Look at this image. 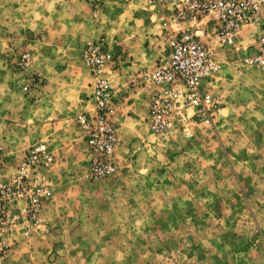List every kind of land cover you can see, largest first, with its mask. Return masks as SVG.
Wrapping results in <instances>:
<instances>
[{
    "label": "rangeland",
    "instance_id": "1",
    "mask_svg": "<svg viewBox=\"0 0 264 264\" xmlns=\"http://www.w3.org/2000/svg\"><path fill=\"white\" fill-rule=\"evenodd\" d=\"M111 5L149 12L153 47L163 48L157 58L144 57L135 74L116 71L122 58L114 35L129 24L116 22ZM91 21L105 34L93 35ZM260 34L264 13L242 27L236 46L219 47L212 39L215 108L189 107L187 120L155 131L149 111L158 87L147 75L165 56L168 37L154 1L0 0V156L4 160L10 142H25L27 149L39 141L55 155L51 201L40 221L17 224L0 264H264V63L245 67L234 57L242 47H256ZM99 41L112 49L114 61L94 72L81 54ZM99 78L116 93L119 123L104 175L92 168L77 122L79 113H95ZM126 88L138 94L141 108L120 105ZM40 92L42 126L33 104L19 116L20 99L40 98ZM77 93L90 95L79 110ZM52 106L61 117L48 118ZM40 128L41 134L31 131ZM15 170L0 168V180Z\"/></svg>",
    "mask_w": 264,
    "mask_h": 264
},
{
    "label": "built area",
    "instance_id": "2",
    "mask_svg": "<svg viewBox=\"0 0 264 264\" xmlns=\"http://www.w3.org/2000/svg\"><path fill=\"white\" fill-rule=\"evenodd\" d=\"M152 1L160 9L168 37V53L147 75L149 82L158 87L152 94L150 122L155 131H163L175 127L177 119L187 120L189 107L203 113L215 108L217 102L208 89L218 71L211 40H216L219 47L236 46L242 27L262 17L264 0ZM237 54L242 66L262 65L264 35L257 37L256 47H242ZM82 57L94 72H101L114 61L112 49L102 41L89 43ZM92 95L96 100L95 113H79L77 122L92 153V168L104 175L112 167V153L118 141L115 92L106 79L99 78ZM54 162L51 147L43 141L35 142L21 161L10 163L16 170L0 180V257L10 248L21 220L40 221L43 207L52 199L48 174ZM0 168H7L1 156Z\"/></svg>",
    "mask_w": 264,
    "mask_h": 264
},
{
    "label": "crops",
    "instance_id": "3",
    "mask_svg": "<svg viewBox=\"0 0 264 264\" xmlns=\"http://www.w3.org/2000/svg\"><path fill=\"white\" fill-rule=\"evenodd\" d=\"M113 7V10H115L116 14H114V17L116 19V22H118L119 20L123 22V20H125V22H127L129 24V26L126 23H123V25L117 29V35L115 34V40L117 42L118 49L120 50V57L122 58V60L119 62L120 65L117 66V72H124V74L126 72L128 73H137L139 70H142L143 67L145 66L143 64V58L144 57H149V58H157L158 57V53L157 50H161L160 52H162L163 48H157V47H153L154 44V36H152L150 34L151 32V27H152V22L150 21L149 17H150V13L142 10V9H132V7L130 8V6H123V7H118L120 5H111ZM159 8V7H158ZM112 10V11H113ZM110 9L108 7L103 8L102 13L104 15L105 12H109ZM160 11V9H159ZM114 12V13H115ZM95 21H99V18L94 19ZM94 21H91V26H93V35H96L97 38L101 37L103 34H105L104 32H102L101 29V24L99 23H93ZM122 22H118V23H122ZM96 25H98L96 27ZM128 26V27H127ZM127 29V30H126ZM104 31V30H103ZM145 32V34H147V36H145L144 39V47L142 46V48H140V45L138 44V41L140 40V35ZM246 48V47H243ZM169 51L168 49V45L167 47H165L164 49V55L167 54ZM162 53H159V55H161ZM82 55V54H81ZM234 57H239L238 54L234 53ZM135 71V73H134ZM46 83L45 85H42L41 87L45 88L46 87ZM215 85V80L213 79L210 84L208 85V89L211 91L212 87ZM14 88H16L17 86H12ZM48 87V86H47ZM90 88V87H88ZM127 91V94H122L119 101H120V105H126L128 107H133L134 110H136V108H141V106L139 104H137V100L139 99L138 94L134 93L131 90H128L127 88L125 89ZM43 92H40V98L36 97V98H32L31 96L27 95L26 97L23 96V99L21 98L19 102H21V100L23 101V105H21V109H23L22 113L19 116L25 117L30 111L28 109V106L30 104L35 105L33 111H35L40 115H36L35 117V122L38 126H42V123L45 121V117L42 115L43 112L45 111V107L43 106ZM48 95V94H47ZM116 95V93H115ZM50 96V95H48ZM89 94H83L82 93H77L73 98L74 101L73 103L76 104H71L70 107L72 108V106H77V109H81L85 106L86 102H89ZM119 104V103H118ZM73 109V108H72ZM123 107L121 109L122 111V119L125 118L124 116V111H123ZM52 114L48 115L49 112H45L44 115H48V118L53 119L55 116L57 117H61L60 112H55V110H53V106H52ZM135 120L138 121L137 117H135ZM118 122V121H117ZM119 124V123H118ZM21 132L24 134L25 131L23 130V128H20ZM31 131H33L36 135L41 134V128H40V132L37 129H31ZM22 139V138H21ZM15 142H17L16 140H13ZM21 146L18 145H13L12 142L9 143L8 147L5 148V158L3 160L5 167H7L8 169L14 168V165L10 164L15 163V162H19L22 160V158L25 155V151L26 149V145L25 142L23 144V142H21Z\"/></svg>",
    "mask_w": 264,
    "mask_h": 264
}]
</instances>
